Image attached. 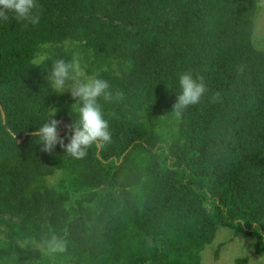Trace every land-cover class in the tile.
Wrapping results in <instances>:
<instances>
[{
	"label": "trees",
	"instance_id": "16d2710c",
	"mask_svg": "<svg viewBox=\"0 0 264 264\" xmlns=\"http://www.w3.org/2000/svg\"><path fill=\"white\" fill-rule=\"evenodd\" d=\"M259 0H37L36 25L0 21V264H33L21 243L63 239L71 264H199L219 228L264 253V50L252 44ZM88 47L114 61L89 75L109 82L103 105L111 140L76 159L44 151L36 128L51 114L71 135L75 100L45 95L47 70L30 60L54 45L49 63ZM50 68V65L48 66ZM207 91L184 109L169 141L134 116L168 110L179 74ZM103 103V102H102ZM54 110V114H53ZM63 129V132H61ZM63 173L80 197L44 179Z\"/></svg>",
	"mask_w": 264,
	"mask_h": 264
},
{
	"label": "clouds",
	"instance_id": "9594fccd",
	"mask_svg": "<svg viewBox=\"0 0 264 264\" xmlns=\"http://www.w3.org/2000/svg\"><path fill=\"white\" fill-rule=\"evenodd\" d=\"M37 7V0H0V21H7L11 15L16 21L36 25L40 20ZM48 48L49 45H43L42 49L45 50L35 53L30 64L47 70L44 77L46 86L42 87L45 95L51 91L70 92L75 100L71 105L75 119L71 125V135L68 136L67 131L65 132L68 137L67 144L65 138L59 136V122L51 114L36 128L34 139L44 151H50L59 144L66 154L80 159L94 143L111 140L109 120L105 117L103 105L110 102L115 93L107 80L97 75H89L75 54L69 59L57 58L49 63L50 54L46 51ZM176 87V102L171 112L177 118L184 109L200 103L207 91L203 79L194 77L191 72L179 74ZM45 245L51 253H63L66 250L65 241L56 236H51L45 241Z\"/></svg>",
	"mask_w": 264,
	"mask_h": 264
},
{
	"label": "rangeland",
	"instance_id": "374dc122",
	"mask_svg": "<svg viewBox=\"0 0 264 264\" xmlns=\"http://www.w3.org/2000/svg\"><path fill=\"white\" fill-rule=\"evenodd\" d=\"M252 44L254 48L264 50V0H259L253 18ZM47 45H49V48L46 51L51 55L55 46ZM42 46L38 47L36 53L45 50L42 49ZM63 49L72 55H77L85 66V70L90 69L98 72L110 67L113 72H119V68L114 61L95 59L92 51L82 43L66 41L63 43ZM64 93L73 98L69 91L66 90ZM57 94L60 95L62 93ZM134 118L147 128H153L160 136L169 141L177 137L180 119L168 110H140L135 114ZM44 183L69 194L70 199L66 203V207H69L80 197V194L72 193L66 176L61 172H56L51 177L45 178ZM5 242L2 227L0 226L1 248L5 247ZM20 246L25 252L31 254L34 261L33 264H71L56 254L47 252L41 244L23 242ZM199 264H264V253L261 255L254 253L252 238L246 235L235 237L230 230L219 228L213 241L201 251Z\"/></svg>",
	"mask_w": 264,
	"mask_h": 264
},
{
	"label": "water",
	"instance_id": "95a60500",
	"mask_svg": "<svg viewBox=\"0 0 264 264\" xmlns=\"http://www.w3.org/2000/svg\"><path fill=\"white\" fill-rule=\"evenodd\" d=\"M61 132H63V129H62V131Z\"/></svg>",
	"mask_w": 264,
	"mask_h": 264
}]
</instances>
